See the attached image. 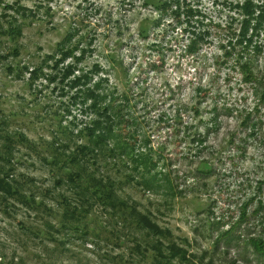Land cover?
<instances>
[{
	"label": "rangeland",
	"instance_id": "1",
	"mask_svg": "<svg viewBox=\"0 0 264 264\" xmlns=\"http://www.w3.org/2000/svg\"><path fill=\"white\" fill-rule=\"evenodd\" d=\"M15 1L34 17L28 18L19 41L20 56L0 61L2 129L23 133L47 158L52 148L68 155L86 143L77 133L93 115L70 102L74 91L67 81L47 85L41 79L28 86L8 71L18 63L39 64L55 52L68 27L78 28L76 40L87 37L83 48L94 38L80 67L88 71L98 64L102 73L93 76L92 84L106 78L103 92H113L118 102L122 94L129 98L122 134H135L134 155L150 156L155 166L149 176L157 179L146 187L139 175L142 168L135 171L128 156L118 155L99 158L100 174L119 183V197L172 232L174 243L188 251L185 264H264V256L248 243L264 239L263 86L247 81L242 66L248 63L255 77L264 78V27L254 44L259 51H243L233 42L241 17L230 4L243 0H179L181 9L201 12L192 19L181 15L183 11L177 16V4L165 10L144 0L6 3ZM252 1L264 6V0ZM194 31L209 35L191 55L187 48ZM12 47L0 40L4 54ZM17 147L14 176L24 179L26 190L46 207L36 213L16 205L8 214L0 208V257L22 258L16 264H152L145 251L135 249L144 235L101 207L92 208L82 231L63 232L57 242L26 235L24 228L60 214L58 196L67 187L56 183L55 168L34 150ZM201 161L212 168L210 173L198 172ZM242 207L246 219H240ZM226 231L230 233L223 236Z\"/></svg>",
	"mask_w": 264,
	"mask_h": 264
},
{
	"label": "trees",
	"instance_id": "2",
	"mask_svg": "<svg viewBox=\"0 0 264 264\" xmlns=\"http://www.w3.org/2000/svg\"><path fill=\"white\" fill-rule=\"evenodd\" d=\"M166 1L144 0V4L157 9L168 10L173 4L179 2V0ZM177 5L176 13L179 17L184 13L191 19L201 15L199 11L195 12L189 7L181 9L180 5ZM230 5H234L233 9H237L241 17L240 27L238 28V33L234 35L235 41L233 42L241 46L243 51L250 48H252V51H259V47L254 44L257 42L256 38L262 35L264 6L256 5L252 0H243ZM182 11L183 13L180 15ZM33 17L34 13L21 6L18 1L9 5L6 0H0V40L6 39L13 44V47L8 52L9 55L4 54L2 48H0V61L6 59L7 56L14 58L20 56L18 44L22 38L25 25L30 23L28 18L32 19ZM232 21L234 22L235 19L232 18ZM78 30V28L68 27L64 31L61 41L58 42L55 52L40 58L42 61L39 64L26 63L21 66L22 63H18L19 67L8 66V71L16 73L17 77L25 80L28 86L34 85L41 79L47 81V85H51L57 80H60V83L64 85L65 81H67L65 85L68 86L69 91H74L70 97V102L73 105L80 104L93 115L89 125L84 126L77 133V137L85 138L86 143L77 145L76 149L68 155H66V151L61 153L58 148H52V155L47 158V156H40L34 144L23 133L4 131L2 129L4 122L0 121V208L8 214L10 212L9 209L16 205L24 206L26 209L36 213L43 211L46 207L42 201L35 198L34 194L26 190L27 183L24 179L20 181L14 176L17 159L13 158V156L17 155L16 151H19L17 146L20 145L34 150L45 163L55 168L56 172L54 175L59 176L56 183L66 186L68 191H63L58 196V204L61 206L60 214H54L53 216L52 211L49 210L48 216L51 215L54 219L44 220L41 226L24 228L26 235L39 237L53 243L57 242L58 237L63 235V232L82 231L84 222L89 217L92 208L101 207L110 214L116 215L123 223L122 225H129L130 228L144 235L135 244V249L145 251L146 258H150L152 264H185L190 257L188 251L174 243L172 232L161 228L150 216L138 211L135 203H130L119 197L117 194L119 183L111 177L100 174L98 167L99 158H109L118 155L120 158L128 156L135 171H138L139 167L142 168L139 175L146 187H150V183L157 179L156 175L149 176L151 169L155 166L150 156L148 154L134 155V146L137 141L135 134H122V131H124L121 127L125 116L124 108L127 106L129 98L122 94L119 98V100H122L118 102L116 99L113 100V92H103V84L107 82L106 78H100L98 82L92 84L93 76H98L102 71L98 64L93 65L88 71L80 67L86 54L90 52L88 48L92 45L94 38L88 40L87 47L83 48V42H87V37L83 38L80 36L76 40L79 35ZM184 31H187V28L182 32L184 33ZM191 34V39L188 36L191 43L187 50L192 55L197 54L201 43L205 42L209 34L206 31L203 33L194 31ZM67 59L72 62L61 69L60 65H63ZM242 66H244L243 69L247 81L258 82L259 85L263 86L260 99L264 100V83H262L264 78L255 77L251 72V65L248 63ZM48 69L54 70L56 74H45V70ZM126 124L129 123L126 122ZM64 129L66 130L62 133H67L68 128ZM131 140L134 142L130 143ZM199 143L202 144L203 140H199ZM62 148L68 149V145L62 146ZM200 165L198 172L210 173L212 168L207 162L201 161ZM126 178L127 180H134L131 174H128ZM165 179L170 185L169 179ZM68 193H71L73 197L68 195ZM242 211L244 213H241L240 219H246V212L243 207ZM228 233L230 232H224L223 236ZM149 238L153 241L151 245L146 241ZM135 240L137 241L136 238ZM248 243L259 256H264L263 238H252ZM0 258L1 264L22 262V258H18L16 255L11 261L7 260V257L3 255Z\"/></svg>",
	"mask_w": 264,
	"mask_h": 264
}]
</instances>
